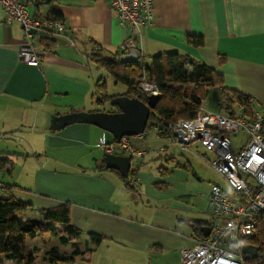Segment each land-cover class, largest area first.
I'll use <instances>...</instances> for the list:
<instances>
[{
	"label": "crops",
	"instance_id": "crops-1",
	"mask_svg": "<svg viewBox=\"0 0 264 264\" xmlns=\"http://www.w3.org/2000/svg\"><path fill=\"white\" fill-rule=\"evenodd\" d=\"M27 1L32 3L30 16L50 19L58 13L66 30L42 38L43 44L32 40L38 64L28 65L17 52L28 41L25 33L20 24L5 23L0 9V140L13 137L31 153L22 157L17 149L0 148V176L6 177L0 180V197L31 205L18 216L21 221L42 220L38 210L68 204L69 225L80 236L62 245L59 237L65 235V226L56 224L57 237L43 233L27 239L23 254L34 260L38 253L47 255L54 249L58 257H65L77 244L79 255L65 264H181V251L206 238L202 228L210 233V189L223 187L205 181L189 161L181 164L171 152L161 158L166 149L178 146L156 129L153 140L146 142L144 133L143 138H130V143L138 150H157L156 141L164 138L169 145L132 161L133 175L123 178L105 169L103 158L96 156L94 145L103 131L84 124L50 131V117L102 112L85 109L88 102L101 108L112 96L107 94L108 79L99 76L107 71L91 58L118 59L130 49L139 52L137 62L146 67L153 56L169 52L205 64L222 78V88L249 97L252 111L264 112V0H153L151 26L132 32L119 25L106 0H50L41 5ZM188 36L201 37L203 45L187 44ZM99 80L105 84L102 92ZM97 94L104 99H97ZM204 100V111L229 115L230 110L236 115L241 110L236 105L227 112L221 109V87L210 89ZM210 161L204 165L212 170ZM131 181L136 184L129 185ZM15 192H23L28 201L17 199ZM90 234L103 239L95 245ZM44 236L58 241L62 249L41 241ZM242 246L246 245L240 246V253ZM0 261L12 262L3 257Z\"/></svg>",
	"mask_w": 264,
	"mask_h": 264
},
{
	"label": "built area",
	"instance_id": "built-area-1",
	"mask_svg": "<svg viewBox=\"0 0 264 264\" xmlns=\"http://www.w3.org/2000/svg\"><path fill=\"white\" fill-rule=\"evenodd\" d=\"M106 2L119 25L131 32L151 26L153 0ZM31 5L27 0H0L4 22L20 24L28 40L18 48L19 59L28 65H37V46L32 40L50 34L62 35L66 28L62 20L30 16L27 9ZM135 90L146 99L161 96L157 86L145 75L138 79ZM241 131L246 134V141L233 145L229 137ZM162 133L180 148L197 145L210 153V167L231 191L229 194L218 185L211 187L210 233L198 239L194 247L181 251V264H245L246 257L239 252L242 240L256 234L258 218L264 213V116L254 111L247 116L240 110L231 117L200 108L195 118L169 123ZM105 135L103 133L94 145L104 154L127 156L132 162L151 152L136 149L130 143L132 137L115 142L113 138L108 141ZM135 137L143 138V134ZM133 184L136 183L131 181L129 185Z\"/></svg>",
	"mask_w": 264,
	"mask_h": 264
},
{
	"label": "trees",
	"instance_id": "trees-1",
	"mask_svg": "<svg viewBox=\"0 0 264 264\" xmlns=\"http://www.w3.org/2000/svg\"><path fill=\"white\" fill-rule=\"evenodd\" d=\"M50 0H37L38 5L49 3ZM54 20H61L58 13H53ZM187 44L195 47L203 45L201 37L188 36ZM40 43L43 39H40ZM91 60L99 67L105 69L115 80L128 88L124 94L129 98H137L146 103V98L138 94L135 90L137 79L146 76L148 80L155 84L161 93L160 100L151 110L145 131H158L160 136H165L162 132L169 123L178 119H193L196 117L202 101L208 91L214 87H221L223 102L221 109L227 112L233 106H238L247 116L252 114V100L240 94L222 88L223 80L214 70L205 64L197 63L194 60L180 56L176 52L158 54L152 57L150 66H144L136 62H119L114 58H103L93 56ZM99 92L104 91L105 84L99 80ZM116 96H108V102ZM229 115L234 116L228 110ZM133 175L129 171L128 177ZM126 178V179H127ZM124 179V180H126ZM31 209V205L23 204L14 198L0 197V257L6 261H14L16 264H32L33 258L23 254V246L27 239H34L43 233H49L57 237L56 224L65 226V235L59 237L62 245H67L70 241L78 239L80 232L69 225V205L63 204L54 209L38 210L42 220L21 221L18 216L25 214ZM95 245L102 241V237L95 234L89 235ZM198 237H201L200 235ZM242 244L257 248L254 258L246 257L247 262L252 264H264V213L261 214L257 222L256 234L248 239L242 240ZM75 249L70 256L58 257L57 251L52 249L47 253L49 264H65L72 262L74 257L79 255L77 244H72ZM0 264L2 262L0 261Z\"/></svg>",
	"mask_w": 264,
	"mask_h": 264
},
{
	"label": "water",
	"instance_id": "water-1",
	"mask_svg": "<svg viewBox=\"0 0 264 264\" xmlns=\"http://www.w3.org/2000/svg\"><path fill=\"white\" fill-rule=\"evenodd\" d=\"M34 34V31H31ZM140 59V54L135 49L128 50V53L119 58V62H136ZM161 96H149L146 103L137 98H129L124 95L116 96L110 100V104L116 108L115 112H72L59 116H51L48 130L59 131L72 124H84L96 127L111 135L115 142H119L123 137H135L145 133V128L151 110L156 106ZM104 168L114 170L123 178L128 177L131 166V159L121 155H103ZM209 234L208 228H202L203 237ZM241 253L254 258L257 248L246 245L241 247Z\"/></svg>",
	"mask_w": 264,
	"mask_h": 264
},
{
	"label": "rangeland",
	"instance_id": "rangeland-1",
	"mask_svg": "<svg viewBox=\"0 0 264 264\" xmlns=\"http://www.w3.org/2000/svg\"><path fill=\"white\" fill-rule=\"evenodd\" d=\"M99 76L103 77L104 80L108 79V82H107L108 83V89H107V94L108 95H123L127 91L126 90L127 88L123 84L111 82L110 81L111 77H110V80H109V77L106 78L108 76L107 72L103 71V73L102 74L100 73ZM137 81H138V79H137ZM96 98L97 99H104L102 97V94H97ZM206 102H207V100L203 101V103L201 105L202 109H203V107H206ZM94 108L102 110V111H105V112H110V111L115 112L116 111V108L114 106H112L110 103H105V105L102 106L101 108L97 107L95 103L94 104H90L88 102L85 105V109L86 110H90V109H94ZM257 111H259L258 113H260L261 115L264 116V112L262 110L258 109ZM155 133H156L155 130L154 131H145V137L147 138L146 142H148L151 139L153 140L155 138L154 137ZM12 138L13 137H8L7 139L0 140V148H8L10 150L17 149L19 151V152H17V154L21 155L22 157H25V156L31 154L30 152L27 151L26 146H24V144L22 142L21 143L20 142L17 143V141H16L14 143L12 141ZM229 138H230V140H231L233 145H241V144H243L246 141L247 136H246V134L244 132L241 131L240 133H238L236 135H232ZM8 139L10 141L6 142L5 140H8ZM163 144H167V146H168L169 145V140L161 138V140L156 141V143L154 145L155 149L157 148V150H154V149H151V148H149V149H150V151H157L158 152V146H161ZM182 149L183 148H178V147H176V148L175 147L174 148L171 147V149L170 148L166 149L165 153H161L160 154L161 158L164 157V154H166L165 156H167V155H169V152H171L172 154H174L173 156H174V158L176 159L177 162H179L181 164H184V163H186V161H189V163H191L195 167V169L197 170L198 175H201L204 178L205 181H208L210 183L211 182L212 183H217V184L221 185L223 187V189L226 190L227 193L231 194V191L226 186V184L220 179V177L213 170L209 169L207 166L205 167L206 161L209 162V160H211V154L210 153L205 152L202 148H200V147H198L196 145H193V146L189 147V149L187 148L186 150H184V149L182 150ZM95 151H96V156L103 157L104 154H103V152L101 150L95 149ZM14 156L18 157V156H16V154ZM14 156L10 157V161L13 164L12 165L13 167H15V164H16V161H15L16 158ZM20 159L23 160V158H20ZM144 161L147 162V160H144ZM201 162H203V164ZM21 173H24V171L21 172ZM0 177H2V178H0V180L2 179V181H3L4 178L6 179V177H4V176H0ZM3 183H5V182H3ZM22 193L15 192L14 196L17 199H20L23 202H27L29 197L26 196V195H23ZM47 238L48 237H45V238L41 239V241H43V242L50 241L51 243L56 244L57 248H59L60 250L62 249L63 246H60V243H59L60 241L58 242V241H55L53 238H48V239ZM38 242L39 243L37 245L39 246L40 245V241H38ZM63 250L67 251V249H63ZM43 255H44L43 253H38L36 255L35 259L33 260L32 264H49L47 262V260H44V258L47 259L48 255H44V256ZM6 264H8V263H6ZM9 264H16V263L14 261H12ZM74 264H84V263L76 262ZM245 264H252V263L246 261Z\"/></svg>",
	"mask_w": 264,
	"mask_h": 264
}]
</instances>
